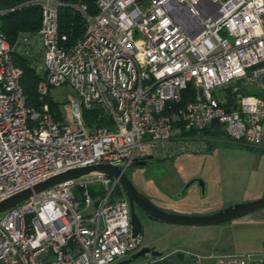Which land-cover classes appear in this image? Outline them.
Wrapping results in <instances>:
<instances>
[{"label":"built area","instance_id":"built-area-1","mask_svg":"<svg viewBox=\"0 0 264 264\" xmlns=\"http://www.w3.org/2000/svg\"><path fill=\"white\" fill-rule=\"evenodd\" d=\"M92 1L94 13L80 0H24L40 9L36 33L11 43L0 30V201L73 168L125 172L137 160L200 152L223 134L248 147L264 143V0ZM65 3L85 21L69 44L59 31ZM15 49L36 57L40 100L51 86L74 88L71 123L46 102L25 105ZM91 110L88 124L83 112ZM141 246L118 178L104 174L58 183L0 213V264H114ZM192 257L264 264V253Z\"/></svg>","mask_w":264,"mask_h":264},{"label":"rangeland","instance_id":"rangeland-1","mask_svg":"<svg viewBox=\"0 0 264 264\" xmlns=\"http://www.w3.org/2000/svg\"><path fill=\"white\" fill-rule=\"evenodd\" d=\"M230 90H216L214 94L230 95L233 93ZM48 97L55 102L56 119L71 123L73 119L69 101L78 98L74 88L69 84L51 86ZM208 144L211 145L210 150L207 148L196 153L176 155L171 159L154 160L143 168L148 187L155 189L158 194L159 191L174 192L193 176L205 180L204 195L192 185L181 199L175 202L164 200L166 207L179 210V213L205 214L234 203L264 197V143L261 147H248L223 134L217 139L208 140ZM128 172L129 169L125 171ZM91 186L93 190L99 188L98 184ZM74 192L81 201V192L77 188ZM256 212L214 226L149 223L141 233L142 245L154 247L161 256L147 254L130 264H190L192 256L220 253H250L258 259L264 253V223L253 218ZM254 219L257 221H252ZM178 252L185 253L183 261H178Z\"/></svg>","mask_w":264,"mask_h":264},{"label":"water","instance_id":"water-1","mask_svg":"<svg viewBox=\"0 0 264 264\" xmlns=\"http://www.w3.org/2000/svg\"><path fill=\"white\" fill-rule=\"evenodd\" d=\"M145 165H147V161L137 160L131 165V167ZM93 174H104L109 177L118 178L123 192L125 193V196L129 200V202L133 203L135 200L138 207H140L147 214L148 218L157 223L187 227L214 226L264 209V197H260L249 201L234 203L220 210L205 214L168 212L158 208L157 206L152 204L144 195L137 192V190L129 181L126 173L122 172L118 167L109 164H94L67 170L60 174L52 176L45 181L35 184L32 189L23 190L4 199L3 201H0V213L26 200L33 193H38L42 190H45L51 186L67 180L81 178ZM194 181H197L199 183L201 187V194L204 195L205 185L201 178L190 179L184 185L183 189L180 191V194H183L184 190ZM131 231L133 237H136L141 233L139 221L136 219L133 213L131 214ZM147 254H151L153 257L161 256V253L157 252L155 249H153V247L143 246L137 252L115 264H130L138 257H143ZM176 257L178 261H183L185 259V253L178 252L176 253Z\"/></svg>","mask_w":264,"mask_h":264},{"label":"trees","instance_id":"trees-1","mask_svg":"<svg viewBox=\"0 0 264 264\" xmlns=\"http://www.w3.org/2000/svg\"><path fill=\"white\" fill-rule=\"evenodd\" d=\"M24 0H2L0 7L7 10L2 12L0 18V30L5 35L6 39L13 43L19 35L27 33L33 35L38 30L40 24V9L36 5L22 4ZM64 2H71L77 0H63ZM87 4L89 13H94V2L92 0H80ZM20 4V5H18ZM84 18L83 16L74 9L70 4H63L59 7V31L61 34L66 35L67 44L74 42L80 37L84 30ZM20 43H18L19 45ZM24 47V45H20ZM26 50H30L31 46H25ZM36 59L34 55L27 56L24 53L13 50V62L19 66L22 70L20 78V86L23 94L25 95V105L27 107L40 108L43 102H46L49 107V111L52 113L54 118L58 114L54 111L55 102H53L48 96L42 101L39 99L36 84L40 79V75L36 73L32 62ZM186 96L182 98L180 104H184L187 100V96L190 94V87L186 90ZM84 118L88 124L94 122V117L97 112L94 110L84 111ZM206 135L218 136L222 132L218 129L209 130L205 128L202 131ZM261 147V146H260ZM211 149V145L208 147ZM164 160V159H163Z\"/></svg>","mask_w":264,"mask_h":264},{"label":"flooded vegetation","instance_id":"flooded-vegetation-1","mask_svg":"<svg viewBox=\"0 0 264 264\" xmlns=\"http://www.w3.org/2000/svg\"><path fill=\"white\" fill-rule=\"evenodd\" d=\"M169 159H171V158H169ZM142 160L147 161V165L138 166V167H129L128 168L129 172H128V174L126 173V175H127L128 179H129V181L131 182V184L133 185V187L137 190V192H139L140 194L144 195L152 204H154L158 208L163 209V210L168 211V212H177V213H179V210H174L173 208L166 207L163 204L164 200L170 199V201L175 202V201L181 199L182 197H184L186 195L189 187H191L192 185L196 186L199 189L200 193H201V187H200V185H199V183L197 181H194L192 184H190L184 190L183 194H180V191L183 189L184 185L188 181L184 182L174 192H168V191L167 192H160L159 191L160 194L156 193L155 189H151V188L148 187V183H147L148 180L146 178V174H145L143 168L148 167L151 163H153L154 160H163V159H147L146 158V159H142ZM193 178H201V177L193 176L191 179H193ZM201 180H203V182H204L205 191H206V182L202 178H201ZM166 201H168V200H166ZM128 204H129V210H130V217H131V214L133 213L134 216L136 217V219L139 221V224H140V227H141V233L143 232L144 227L146 225H148L149 223H157V222H154L153 220L148 218L147 214L140 207H138V205L135 202V200H134L133 203L129 202V200H128ZM141 233H140V235H141ZM143 246L152 247V246H147V245H142L141 247H143ZM153 249H155V248L153 247ZM137 251H135V252H137Z\"/></svg>","mask_w":264,"mask_h":264},{"label":"crops","instance_id":"crops-1","mask_svg":"<svg viewBox=\"0 0 264 264\" xmlns=\"http://www.w3.org/2000/svg\"><path fill=\"white\" fill-rule=\"evenodd\" d=\"M247 201H249V200H247ZM254 213V212H253ZM252 213V214H253ZM252 216H255V217H253V218H256L259 222H262V223H264V209H261V211H257L256 213H255V215H252ZM256 219H254V220H252V221H254V222H256L257 220ZM257 224V223H256ZM231 247V246H230ZM236 254V253H235Z\"/></svg>","mask_w":264,"mask_h":264},{"label":"bare ground","instance_id":"bare-ground-1","mask_svg":"<svg viewBox=\"0 0 264 264\" xmlns=\"http://www.w3.org/2000/svg\"><path fill=\"white\" fill-rule=\"evenodd\" d=\"M117 263V262H116ZM115 264V263H114Z\"/></svg>","mask_w":264,"mask_h":264}]
</instances>
